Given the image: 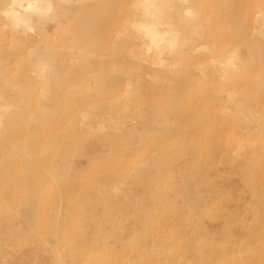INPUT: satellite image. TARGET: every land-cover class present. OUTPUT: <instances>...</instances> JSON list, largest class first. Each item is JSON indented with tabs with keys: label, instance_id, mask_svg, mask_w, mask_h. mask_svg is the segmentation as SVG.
Instances as JSON below:
<instances>
[{
	"label": "bare ground",
	"instance_id": "6f19581e",
	"mask_svg": "<svg viewBox=\"0 0 264 264\" xmlns=\"http://www.w3.org/2000/svg\"><path fill=\"white\" fill-rule=\"evenodd\" d=\"M49 3L0 15V264H264V0Z\"/></svg>",
	"mask_w": 264,
	"mask_h": 264
},
{
	"label": "clouds",
	"instance_id": "9594fccd",
	"mask_svg": "<svg viewBox=\"0 0 264 264\" xmlns=\"http://www.w3.org/2000/svg\"><path fill=\"white\" fill-rule=\"evenodd\" d=\"M41 3L42 0H13V8L0 13V15L8 18L16 30L23 29L27 32H34L31 20L26 19L25 16L47 17L54 12L50 3L47 7H41Z\"/></svg>",
	"mask_w": 264,
	"mask_h": 264
},
{
	"label": "rangeland",
	"instance_id": "374dc122",
	"mask_svg": "<svg viewBox=\"0 0 264 264\" xmlns=\"http://www.w3.org/2000/svg\"><path fill=\"white\" fill-rule=\"evenodd\" d=\"M32 35L34 34V32H32L31 33ZM113 34H115V32H113L112 33V35ZM250 37L252 38V36H251V34H250ZM114 38V37H113ZM149 54H151V53H149ZM211 98V97H210ZM207 99H209V96L207 95V98L205 99V100H207ZM204 100V101H205ZM189 104L187 105V108L188 109H194V108H196L198 105H195V103H192L191 101H189L188 102ZM198 109V108H197ZM201 112V109H200V107H199V113ZM258 118H260V119H262L263 118V114H259L258 115ZM201 122V121H200ZM206 123V122H205ZM205 125V124H204ZM203 124L201 125V127H199L198 129H199V131L202 133V134H206V126H204ZM203 126V127H202ZM220 137H222V136H220ZM246 160H248V161H250L251 160V152L249 151V152H247L246 153ZM252 168H253V170L255 171L257 168H258V166L257 165H253L252 166ZM260 170V169H259ZM250 198H251V196H249V197H245L244 198V201L245 202H248L249 200H250ZM247 234H248V232H247V230H241V231H239L238 233H237V235H238V238L239 239H242L243 237H245V236H247ZM217 240H219V238H216L215 240H214V242H213V244H211V245H209L208 247H214L217 251L219 250V248H218V246H221L219 243H218V241ZM217 241V242H216ZM220 242V241H219ZM253 242H254V240H253ZM222 246H224L223 244H222ZM226 250V249H225ZM227 251V250H226ZM209 251H208V249H206V253H208ZM28 258V257H27Z\"/></svg>",
	"mask_w": 264,
	"mask_h": 264
}]
</instances>
